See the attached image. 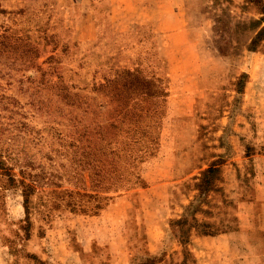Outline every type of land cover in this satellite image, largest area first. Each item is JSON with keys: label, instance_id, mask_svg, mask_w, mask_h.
I'll return each mask as SVG.
<instances>
[{"label": "rangeland", "instance_id": "rangeland-1", "mask_svg": "<svg viewBox=\"0 0 264 264\" xmlns=\"http://www.w3.org/2000/svg\"><path fill=\"white\" fill-rule=\"evenodd\" d=\"M132 1L0 0V24L31 35L43 69L57 56L48 78L84 79L101 101L95 80L140 66L166 92L151 104L156 152L135 169L145 184L102 193L67 118L54 100L40 106L50 90L0 76V119L43 137L27 143L42 173L29 214L21 187L0 188V264H264V48L249 49L264 0H140L143 12ZM213 162L218 189L201 195ZM209 223L220 233L202 234Z\"/></svg>", "mask_w": 264, "mask_h": 264}, {"label": "trees", "instance_id": "trees-1", "mask_svg": "<svg viewBox=\"0 0 264 264\" xmlns=\"http://www.w3.org/2000/svg\"><path fill=\"white\" fill-rule=\"evenodd\" d=\"M2 12L5 13L6 10L0 4V13ZM43 38L46 44L55 41L52 35L45 34ZM259 48H264V26L257 31L249 45L250 50H260ZM40 53L29 33H20L12 26L3 28L0 24V76H14L22 72L20 81L22 85L24 82L29 83L26 89L33 87V94H45L44 91L50 90L48 95L55 97L39 98L40 106H48L46 103L54 100V108L67 118L66 123L70 125L71 133H67L71 136L69 143L77 148L76 154L82 149L80 154L85 159L84 163L92 168L93 187L106 193L138 183L144 185V179L135 169L141 161L154 155L157 149L159 123L155 121V117L158 115V109L152 108L151 104L155 99L160 101L162 98V101H165L166 96L159 80L143 74L140 66L133 69L120 67L113 76L104 77V81L95 80L91 84L89 91L97 95L103 94L104 99L98 101V96L83 94L82 91L89 87L84 79L78 83H69L62 75L58 80L48 78L47 73H52L58 68L57 56L50 55L47 61L51 62V65L48 69H43L37 61ZM31 69L40 74H27ZM245 76L247 74L243 73L242 77ZM80 82H84V85L81 86ZM240 82L243 83L242 78ZM14 103L18 105L17 102ZM6 106L8 105L0 98V110H7ZM7 117L0 119V188L21 187L25 210L29 214L32 196L42 184L37 179L42 173L32 172L35 167L29 157L27 143L35 138L39 141L43 137L30 133L29 124L25 120H18V130L14 131L8 127L13 123L5 121L11 120V116ZM57 138L63 142L66 137L59 132ZM219 170L220 167L215 162L205 169L201 195L218 189V185H214V179ZM90 196L101 200L106 195ZM57 204L55 202L54 205ZM96 207H99V204ZM78 208L84 210L83 204L74 202L72 210ZM206 226L208 229H201L204 235H215L221 231L215 223Z\"/></svg>", "mask_w": 264, "mask_h": 264}, {"label": "crops", "instance_id": "crops-1", "mask_svg": "<svg viewBox=\"0 0 264 264\" xmlns=\"http://www.w3.org/2000/svg\"><path fill=\"white\" fill-rule=\"evenodd\" d=\"M131 4L133 6H136V5H139V6L144 5V3L142 1H140V0H136L135 2L132 1ZM142 7H146L148 9V7H150V4H148V6H141V7H139L140 9H142L141 11L143 12V8Z\"/></svg>", "mask_w": 264, "mask_h": 264}]
</instances>
